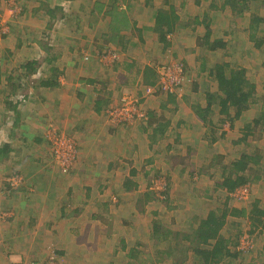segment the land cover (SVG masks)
Returning <instances> with one entry per match:
<instances>
[{"label": "crops", "instance_id": "0c3cea01", "mask_svg": "<svg viewBox=\"0 0 264 264\" xmlns=\"http://www.w3.org/2000/svg\"><path fill=\"white\" fill-rule=\"evenodd\" d=\"M14 1L17 2V0ZM19 1H24L25 7L22 10L30 13L33 20L44 24L45 27L49 26L50 22L58 16L56 11H54V17L49 12L57 5L42 7L44 3L41 4L39 0L35 4H32L31 0ZM109 1H84L87 17L95 15L99 17L101 14L105 16V20L107 19L102 26L107 27L108 25L114 29L112 24L120 25L119 31L111 32V41L119 44V48H114L112 45L115 44L109 42L114 50V56L104 53V58L97 55L96 45H90L95 47L94 53L90 49H88L89 52L85 50L88 37L91 38L96 34L95 32L92 35L88 28L96 26L90 24L78 27L84 38L74 39L77 48V52H73L74 56L76 53L75 59L72 54L62 55L58 50H56L58 53L52 55L47 52L45 55L26 59L25 57H30V55L24 56L17 50L19 46L23 49V45H26L25 38L17 29L16 21L12 20L13 18L8 21L9 25L15 23V27L13 33H10L9 47L0 48V103H5L7 99L8 103H13L10 98L6 97V92L8 94L13 92L15 95L17 92H25L22 94L27 96V100L18 105V109L22 106L24 108L20 117L19 115L12 117L10 122L12 126L9 128H5L8 124L7 118L0 116V264H10L11 260L39 261L41 258L44 259L45 249L42 247L51 242L55 244L56 253L62 264H139V262L154 264L160 260L157 255L160 254L161 249L168 256V263L163 264H171L173 258L171 257L172 252L169 251L171 243L174 248L179 247L182 257L184 255V259L175 264H183L185 261L204 264L202 257L198 256L194 250V246L198 243L194 242L193 233L199 227L201 219L208 217L213 210L201 215L193 231H186L187 233L182 235L181 229L175 228L171 238V235L167 234L169 230L166 231V236L153 234V227L157 225L158 211L150 209V203L154 200V196L155 200L159 201L157 197L159 195L155 181L148 180L147 177L154 176V173L158 171L164 172L163 168L156 165L159 155L168 157L171 169H175L176 164L174 163L177 159L182 160L186 163V168L192 170V174L199 173L197 174L201 178L202 186H204L203 180H206L203 174L209 173L210 167L217 168L221 165L220 176L217 179L211 176V179H216L217 189L223 187L227 189L226 186L221 185L224 177L230 174L229 172L233 175L242 174L243 172L238 171L237 164L246 160L248 168L245 174L249 178L247 183H254L257 194L255 202L250 204L251 209L243 207V215L238 214V216H246L248 229L253 227L257 228L256 231L259 229V232L261 230L264 233V205L262 209L257 202L258 199L260 204L264 201V190L260 191L261 184L264 187V173L253 175L258 172L257 160L259 158L260 165L264 166V152L258 149L260 143L257 137H253L259 125L262 126L260 132L264 130V115L261 114L262 117L258 119L255 116H246L249 115V111H252L251 107L257 106L263 98H258L257 103L239 116L236 114L235 107H231L228 113H223L220 104L217 103L211 116L202 120L194 108L196 105L206 106L207 89H202L204 100L199 102L186 100V95L182 96L177 88L176 94L172 97L166 94H155L157 86L148 87L149 85L144 82L143 71L148 65L157 64L154 63L155 60H152V56L158 53L160 48L165 54L174 45V42L167 38L170 44L165 47L155 33V10L160 5L156 2L139 5L135 4L137 0L118 2L113 0L110 1L111 8L108 9ZM165 1L161 0V2ZM36 8L41 9L36 10ZM103 13L109 14V19ZM126 23L127 25L124 26ZM36 27L37 25L32 26L33 33ZM53 27L48 28L49 32L63 41L68 26L64 25L62 29ZM106 27L103 28L107 29ZM176 30L171 35L176 33ZM106 33L103 30L101 34ZM12 36L14 39L20 38L18 44L14 41L15 44L11 45ZM69 40L72 41L71 38ZM92 43L98 44L93 39ZM135 43L140 44L142 51L144 47L146 48L147 51L143 52L146 54L145 58L141 57L142 53L139 50L130 47ZM53 46L48 47V50L54 49ZM195 50L192 48L191 52L183 54L191 58ZM201 58L199 57L200 61L191 65L190 69V73L196 76L197 81L199 76H206L205 73L198 71L202 64ZM19 59H22L21 62ZM171 59L175 60L173 58L169 60ZM24 60L26 62L38 60L41 66L39 70L28 71ZM14 62L17 64L16 67H14ZM226 62L230 61L226 60ZM175 63L177 61L171 62L172 65ZM78 64L83 67L78 68ZM213 65H210L207 60L209 68ZM130 69L132 72L130 71L129 77L128 70ZM247 75L253 80L256 77L250 73ZM208 80L203 81L206 86L210 85L212 78ZM44 81H50L51 86L44 85ZM127 82L134 86V92L139 95L143 94L144 98H140L141 110L145 112L147 118L145 122L147 124L142 123L143 126L141 124L131 129L134 145L133 143L128 145V133L121 132L119 127L108 126L102 116L106 107L116 103ZM195 87L196 89L190 88L186 92L197 93V86ZM209 90L217 91V86L210 87ZM261 108L264 110V100ZM258 113L257 111L255 115ZM164 123L167 124L164 131H156V127ZM240 123L242 125L238 127ZM51 128L73 133L80 143L79 161L68 174L62 173L52 158L54 157L53 149L48 138ZM2 130L4 133L1 132ZM84 130L89 131V134H85ZM102 132L105 133L104 140H101ZM229 140L237 145V151H240L239 148L244 145L241 143L247 142L248 144L250 141L253 151H246L244 153L248 154L246 158L245 155L240 154L228 163L226 161L228 153L222 150L221 146L229 147ZM6 145L8 149H2ZM135 149L138 152H135ZM115 157H118L124 165L116 166L112 161ZM125 166L130 168L129 171H126ZM18 170L23 173L27 185H32V188L26 185L23 191H18V195L11 194L9 197L5 193V186L1 185V178L5 175L4 172L7 174ZM139 171H143L142 177ZM166 179L168 183L165 185L163 195L175 201L176 204H183L186 201L184 194L182 196L177 192L175 195V191L171 190L174 182L172 183L169 177ZM177 181L184 189L180 191L185 193L187 182ZM179 182H175L176 185H179ZM247 183L238 185L236 188L243 187ZM202 195L209 198L212 196V191L204 186ZM19 197L21 199L17 201ZM185 204L187 205L188 202ZM251 210H254L253 214ZM231 211L227 212L223 209L221 212L219 207L214 210L218 217L227 213L226 224L220 230V235L226 242L231 239L230 230L236 226V222L234 223L236 215H232ZM252 215H254L253 220L250 219ZM42 221L45 223L41 225ZM253 222L256 226H253ZM259 225L261 227H258ZM19 227L25 228L30 238L20 242L18 236L13 237V232L20 230ZM115 239L118 241L114 242ZM178 239L183 240L184 243L180 244ZM145 240L148 241L147 244L149 243L147 249L143 246ZM215 241L216 238H212L209 244L202 243L200 247L210 248ZM28 243H30V249L23 250L21 245ZM108 247L115 248L112 253L118 256L117 261H107L104 258L93 259L98 258ZM228 247L232 253L215 264H225L227 259H232L240 253L236 250L235 242H228ZM174 248L173 250H178ZM255 248L254 253L248 256L249 262L246 261L244 264L257 263L261 256L259 264L263 262V236L256 238Z\"/></svg>", "mask_w": 264, "mask_h": 264}, {"label": "rangeland", "instance_id": "374dc122", "mask_svg": "<svg viewBox=\"0 0 264 264\" xmlns=\"http://www.w3.org/2000/svg\"><path fill=\"white\" fill-rule=\"evenodd\" d=\"M36 1L37 0H31L30 2H32V4H35ZM39 1H41V4L44 3V6L42 5V7H45V6H51L52 7V5H57V6H61V7L63 6V8H64L63 10H58V9L56 10V14L58 16L56 17V19H54L50 22L51 25L49 24V26L45 27L44 24H42L40 22L37 23V20H33L31 18V16L29 15L30 13H25L22 10V8L25 7L24 1L17 0V2H15L14 0H0V48L2 47L3 49L4 48L7 49L9 47L8 40L10 39V33H13V28L15 27V23L17 25V29H19L21 31L23 38H25V44H26V45H23L24 46L23 49H21V47L19 46L17 48V50L21 54L23 53L24 56L30 55V57H25L26 59H29V58L33 59V57L38 56V55H45V53L49 52L48 47H51L53 45H56L55 47L54 46L53 47L56 50L61 51L62 55H64L65 53H66V55H69V54L73 55V52H77L76 40H74V39H78L80 37H81V39L84 38L82 33L79 32L80 30L78 27L84 26V25L89 26L90 24H94L96 26L94 28H92L90 26L88 27L91 30L92 35L95 32H96V34H94V36H91V38H90V36L88 37V39H87L88 45L85 42V45H86L85 50L88 51V49H90V51L93 52V51H95V47L90 46V45L91 44L96 45L97 55L101 58H104L105 50H107L108 47H109V49L107 51L112 52V53H114L112 46H114V48H116V49L119 48V44L115 43L114 41H110L111 43L115 44L112 46H110L111 43L109 44V42H107L108 40L111 39V32H113L115 30L114 29L112 30V28L108 27V25H107V27H106V25L102 26L103 23L107 22V19L105 20L104 15L100 14L99 17L96 15L94 17H90V18H89V16L87 17L86 12H85V5H86L84 3L85 0H39ZM100 1H103V0H98V2H100ZM110 1H113V0H110ZM110 1L108 3V9L111 8V4H110L111 2ZM145 1L146 0H137L135 4L142 5V4H145ZM208 1L209 0H204V4L199 5V6H195L194 2L192 0H172V3L176 4V6L178 8L179 15L181 17L183 15L185 16L184 18L186 20H183V23H185V24L183 26H180V27L178 26L176 33H174L172 35L169 34V38L174 42L173 47H171L167 52H165V54H163L164 52H162L161 48H160L157 51L158 53H155L154 56H152L153 59L152 58L151 59L155 60L154 63H157L156 66L163 65V67H165V65L168 66L170 62L177 61V62L186 63L190 69H191V65H194L195 63H197V61L199 60V57L201 58L202 56L207 58L208 63L210 65H213L215 62H226V60H228L232 63V66L244 67V68H246L247 73H250V75L252 74V76L254 75V77L256 76L255 79L252 81H254L257 84V92L259 93L260 97L263 98V100H264V45L262 47H259V48L253 47V42L250 41V39H249L248 30H247L248 25L247 24L249 21L250 11H247L243 15L242 22L237 23L236 28L233 25V23L235 21L233 15H230V14H229V16L226 15L225 18L216 16V18L214 19L215 23H212V28L214 31L213 37L222 36L224 31L230 30L231 27H233L232 29H235V32L230 31V34L225 35L224 37L227 41H230L229 44L234 45V47L233 48L227 47L225 49H220L216 52H212V51L205 50V47H199L197 45L198 38H201L205 33V27L203 25H198V26L192 25V26H190L192 24V19L195 16H198L199 18L203 16L205 9L208 7ZM263 1L264 0H256L255 4L253 5V8H252V10H254L255 12H258L260 15H262V17H264V4L262 3ZM153 2H156L157 5L162 4L161 0H152V3ZM114 7L117 10V7L116 6H114ZM114 7H113V9H114ZM38 9H41V8H38ZM38 9L36 8V10H38ZM111 12H113V10H111ZM103 14H106V13H103ZM106 16L109 19V14H106ZM10 18H13L12 20L16 21L12 25H9V22H8ZM34 25H37V27L35 28L36 31L33 33L31 31V29H34V28H32V26H34ZM64 25L68 26V29L65 30V33H67V34L66 35L64 34L65 39H63V41H60L59 37L55 36L52 32H49V30H48V28L51 26H54L53 28L60 27V29H62L64 27ZM103 27H106L107 29H104ZM192 27H195V28H192ZM76 29H78V30H76ZM103 30L105 32H107L105 35L101 34L103 32ZM41 31L43 33H41ZM261 35L264 37V22H262L260 36ZM97 37H98V40H97ZM70 38L72 39V41L69 40ZM19 39L20 38L14 39V37L12 36L11 45L15 44L14 41H16V43L18 44ZM92 39L96 40L98 42V44L92 43ZM65 40H67V41H65ZM84 40H86V39H84ZM139 46H140V44L136 45V43H135V44H132L130 47L132 49L133 48L136 49L137 51L139 50L142 53L141 57L145 58L146 54H144L143 52L144 51L146 52L147 50L144 47V50L142 51ZM251 47H252V49H251ZM192 48H194L196 50L191 55V58H187L186 55L183 53L188 52V51L191 52ZM249 48L251 49L250 52H248ZM95 54H96V52H95ZM73 57H74V59L76 58V53H75V56L73 55ZM170 58H173L175 60H172V59L169 60ZM21 60L22 59H19V62H21ZM24 62H26V60H24ZM16 66H17V64L15 63L14 67H16ZM77 67L80 68L83 66H81V64H78ZM75 68H76V66H75ZM160 68H161V70L159 72L160 78L162 77V80L165 81V83L166 82L168 83L169 79L172 76H176L177 73L181 72V71H179L176 74L174 73L173 75H171V73H172L171 71L165 70L162 67H160ZM130 71H131V69L128 70L129 77H130L131 72H132V71L131 72ZM183 77H184L185 81L182 84L181 88H179V86L178 87L176 86V88L178 89V92L180 91L182 96L186 95V98H185L186 100L198 101V102L203 101L204 97H203L202 89H206L208 86L213 87L212 83H210L211 86L210 85L206 86L205 82L209 81L208 79H210V78L206 77L205 75L199 76L197 78L198 79V81H197V80H195L196 76L191 74L190 70H189L187 72V74L183 75ZM179 78L181 79V77H179ZM195 81H197V84H194ZM203 81H205V82H203ZM210 82H212V80H210ZM195 86H197V90H198L197 93H195V92L192 93L191 91L188 93L186 92L187 89H190V88L196 89ZM133 89H135L134 86L127 82V85L122 90L121 95L117 99L118 102L116 101V103H120L121 97L124 95L131 96V97L136 96L139 98H144V97H142L143 94L139 95L138 93L134 92ZM22 93H25V92H21V94L18 95V97L16 99H22L24 96ZM5 94L7 95L8 93L6 92ZM163 94L164 93H161V95H163ZM16 99L10 98L11 102H13V103H15ZM263 100H261V102L258 103L257 106L251 107L252 111H249V115H246V116H249V117L255 116L257 119L262 117L261 114L264 115V110L262 109L263 107L261 108V105H263ZM6 102H8V99L6 100ZM140 102H139V108L141 110L142 104ZM23 108L24 107L22 106L19 108V110L22 111ZM0 109L6 110L7 113H5V112H3V113H5L6 115L9 116L8 117V124H7V126H5V128L7 129L10 126H12L10 122L12 121L11 119L13 117V112L9 109L7 110L4 102L0 103ZM141 111H143V110H141ZM257 111L259 113L257 115H255V113H257ZM102 116L106 120V122H107L106 124H108V126L119 127V130L120 131L122 130L121 132H123L125 134L128 133V137H127L128 145L134 142V138H132V136H131L132 132H133L131 129L136 128L137 126H140L142 123H144L147 120V118H145V117H142L141 119L135 118V119H132L130 121H126V123H121L119 125H115L117 123L116 121H113L111 119L109 120L105 114H103ZM215 118H216V116H215ZM239 125H242V123L238 124V127H239ZM142 126H143V124H142ZM261 127H262L261 125H259L257 127L256 135H254L253 137H257V141H259V143H260V146L258 147V149H261V151L264 152V130L262 132H260ZM126 130L128 132H126ZM1 132L4 133L3 130ZM7 132H8V130H7ZM57 132H61L60 133L61 136H64L65 139L64 138H61V139L55 138L54 140L50 139V135L57 133ZM84 133L89 134V131L84 130ZM234 133L236 134V132H234ZM104 135H105V133L102 132L101 137H103V138L100 137L101 140H104ZM260 136H263V137H260ZM66 137L67 138L69 137L71 140H74L76 142V144H74L72 142L68 143L67 142L68 139H66ZM73 137H74L73 133L58 131L56 128H51L49 135H48L52 149H56V148L60 149L62 147H65V148H70L72 150L74 155H65V158H64L65 161H68L70 158H72L74 156L72 168H74L77 165V163L79 161V155H80V149H79L80 143H78V141H77L78 138L76 139V137H74L75 138L74 139ZM117 143L119 144V141H117ZM228 144H229V147H226L223 145L221 146V149L223 148L222 150H225L228 153V155L226 157V161L228 163H231V160L234 157L236 158L240 154L245 155L244 153L246 151H253V147L251 146L250 141L248 144H247V142L241 143L244 145L239 148L240 151H237V149H236L237 145H234L231 142V140L228 141ZM132 145H134V143ZM249 145H250V148H249ZM216 151H218V150H216ZM120 152H121V150H120ZM135 152H138V150L135 149ZM247 155H245V158ZM112 161H114V163L118 167H121L124 165V164H121L122 161H120V159L118 157H115L114 160H112ZM169 161L170 160L168 159V157L166 155L157 156L156 165H157V167L159 166V167L163 168L164 170H162V171H164V172L158 171V172L154 173V176L147 177L148 180L152 179L153 181H155L154 184L156 186V191L158 192V195H159V196H157L159 198V201L155 200V196H154V200H152V203H150V205H151L150 209H155L156 211H158V214H157L158 220L156 221L157 225L153 227V234L154 235L158 234L161 236H166L165 233H166V231L169 230L167 232V234L171 235L170 236V238H171L175 228L181 229L180 233H182V235H183V233H187L186 231H193L194 225H197L199 223L201 215L202 216L205 215L210 210L214 211L219 207L221 212L223 211V209H225L227 212L229 210H233V209L235 211H238V212H243V210H244L243 207H245L246 209L249 210V209H251L250 204L251 203L253 204V202H255V199H256L255 195L257 194V189L255 188V185L253 182H249L246 185H244L243 187H238L232 191L225 189L224 187L218 188V189L216 188L215 181H216L217 177L220 176V173L222 171L221 165H219L217 168H213V167L211 168L210 167L209 168L210 172L209 173L205 172L203 174V176L206 178L205 181L203 180V185L208 187V189L210 191H212V196L207 198L209 196V194H208V196L202 195L204 193V186H202V184H201V178L198 175L199 174L198 172L192 174V170L189 168H186V163L182 162V160H180V159H177L175 161V163H174V164H176L175 169H173V168L171 169V165H170ZM55 163L59 167L58 161H56ZM129 165H130V163H129ZM72 168L70 169V171L72 170ZM129 169H130L129 167H126V171H129ZM257 169H258L257 174H253V175H258V174L263 175L264 166H261L260 164H258ZM70 171H69V173H70ZM229 173H231V172H229ZM4 174L5 175L1 178V182H2L1 185L5 186L4 187L5 191H6L5 193L8 194L9 197L11 196V194L12 195H15V194L18 195V191L24 190V186H26L27 183H26L25 176L23 175L22 172H20V170L14 171V173H7V174H6V172H4ZM139 175L142 177L143 171H139ZM228 175H230V174H228ZM211 176H214L216 179L215 178L211 179ZM166 177L167 178L169 177V179H172V183L174 182L171 190L175 191V195L177 194V192L180 193L182 196L184 194V197L186 198L185 202H188L187 205L185 204V202H183V204H180V203L176 204L175 201L167 199L166 196L163 195V191L165 190V185H167V183H168ZM177 180L187 182V188L185 189V193L180 191V190H184V189L180 186V182ZM175 182L176 183L179 182V185H176ZM261 185L262 186H261L260 191L264 190L263 184H261ZM27 186H29V185H27ZM29 187L32 188V185ZM167 197H168V195H167ZM20 199L21 198L19 197L17 199V201ZM260 199L262 200V198H260ZM192 202H193V204H192ZM257 202L259 203V207L262 208L264 205V201H261V204H260V200L258 199ZM34 208L37 209V207H34ZM36 212H38V211H36ZM35 213H33V214H35ZM31 218L33 219V216H31ZM235 218H234L235 219L234 223L236 222L237 225L233 229L230 230V236H231V241L236 242V236L241 234L239 236L240 237L242 236V239L239 242L238 247H236V250L240 251V253H239L240 255L238 254V256L233 257L232 259H227L225 264H244V263H246V261L249 262V259H248L249 254L254 253L253 251L256 249L255 248L256 238L259 239V236L264 237V233L261 232V230H260V232H259V229L256 231L257 228L254 229L253 227L248 229V227H247L248 219H246V216L236 215ZM261 221H263V220H261ZM40 223L42 225L43 223H45V221H42ZM258 227H261V226L259 225ZM19 228H20V230L13 232L14 233L13 235L11 234L13 237L18 236L20 242H23L26 239L30 238L28 236L29 233L25 228H21V227H19ZM251 230H253V232H251ZM241 232H243V233H241ZM0 233H1V230H0ZM26 235H27V237H25ZM149 239L151 240L152 238L150 237ZM116 241H118V240L115 239L114 242H116ZM177 241H180V244L184 243V241L181 239H178ZM147 242L148 241H146V240L143 242L144 243L143 246L146 249L149 246V243L147 244ZM248 244H249V248H246V246ZM21 246L23 247L22 249L24 250L25 248L30 247V243H28L27 245H21ZM171 248L169 249V251L172 252L171 257H173L171 264H175V262H178V261L184 259V255L182 257V254L179 252L180 249L178 246L176 248H174L173 243H171ZM173 248L178 249V250H173ZM181 248H182V246H181ZM42 249H45V258L44 259L41 258L39 260V262H41V263L45 262V260L49 257V255L52 251L56 252V250H57L55 244H53L52 242L46 244L44 247H42ZM114 249H111L110 247H108L99 255L98 258H93V259L104 258L107 261L108 260L109 261L110 260L111 261H114V260L117 261L118 256H116L112 253V251ZM262 250L264 251V248ZM183 252H185V251H183ZM263 255H264V253H263ZM57 256H58V254H57ZM157 256L160 260H158L157 263H154V264L168 263L167 262V259H168L167 253L164 254L162 249L160 251V254L158 253ZM261 257L258 259L257 263L250 262L249 264H259L260 260L262 259ZM14 261L29 262L27 260L20 259V260H13V261L11 260L10 264H11V262H14ZM147 261H149V260H147ZM194 263L193 262L191 263V261H189V262L185 261L183 264H194ZM57 264H62L59 256H58ZM139 264H141V263L139 262ZM151 264H153V263H151ZM260 264H264V260Z\"/></svg>", "mask_w": 264, "mask_h": 264}, {"label": "trees", "instance_id": "16d2710c", "mask_svg": "<svg viewBox=\"0 0 264 264\" xmlns=\"http://www.w3.org/2000/svg\"><path fill=\"white\" fill-rule=\"evenodd\" d=\"M115 1H122V0H115ZM194 2L195 6H199L204 4V0H192ZM256 0H209L208 1V7L205 9L203 16L198 17L195 16L192 19V24L190 26H198L203 25L205 27V33L201 38H198L197 45L199 47H205V50L216 52L220 49H225L227 47L233 48L234 45H230V41H227L225 39V35L230 34V31L235 32V29L226 30L223 32L222 36L213 37L214 31L212 28V23H215L214 19L216 16L224 17L226 15L229 16L233 15L235 21L233 25L237 26V23L242 22L243 15L250 11L249 21H248V35L250 41L253 42V47H262L264 45V37L261 34V27L262 22H264V17L260 15L258 12H255L252 10L253 5L255 4ZM151 4L152 0H146L145 4ZM264 4V1L262 2ZM167 4V6H166ZM63 10L64 8L61 6H57L55 9H50L49 12H51V16H55L54 11L56 10ZM156 12V28L155 33L159 37V40L164 43L165 47H167L170 42L167 40L169 38V34L172 32H175L176 29H178V26H183L185 23H183V20H186L184 15L181 17L178 13V8L176 4L172 3V0H166L165 2H162V4L157 7L155 10ZM64 16V15H63ZM124 24V26H126ZM114 26V30L121 29L119 26ZM195 28V27H192ZM113 30V29H112ZM108 40L107 42H110ZM109 47L107 48V50ZM252 49V47H251ZM251 49H248V52L251 51ZM107 50H105V54L109 53ZM49 53L55 54L56 49L52 48V50L49 51ZM61 53V51H60ZM55 57V56H53ZM202 64L199 68V73H205L207 77L212 78L211 82L215 87L217 86V91H211L209 90V86L206 88L207 91L205 93V99H206V106L202 107L201 105L195 106V111L197 115L202 119H207L208 116H211L213 112L214 106L219 103L221 106V111L223 113H228L229 109L231 107L236 108V114L239 116L243 111L247 110L252 106L254 103H257L258 98H261L259 93L257 92V84L252 81L253 79L249 78L247 75V70L244 67H236L232 66L231 62H216L212 67L207 66V60L206 58H201ZM52 58L50 57V61ZM47 63H49L47 61ZM181 66L182 74L185 75L190 70L188 65L184 62H177ZM41 66V63L38 60H29L25 63V67L28 69V71H36L39 70ZM155 66V67H154ZM148 65L145 67L143 73H144V82L152 88L157 86L155 88V94L161 95V93H164L168 95V97H172L176 94L175 91H171L169 87L161 85L162 88H160V67L163 65L156 66ZM53 71V69H52ZM208 71V72H207ZM44 85L51 86L50 81H44ZM194 84H197V81H195ZM211 85V84H210ZM212 85V86H213ZM213 86V87H214ZM181 88V87H179ZM20 92L15 93L11 92L6 95L7 98H17L18 95H20ZM5 100V99H4ZM27 100V96H23L22 99H16L15 103H8L5 102L7 110H11L13 112V116L16 117L17 115L21 114V111L18 109V105L21 103H24ZM11 101V100H10ZM0 109V116H3L7 118L8 115L6 110ZM5 112V113H3ZM12 120V119H11ZM146 122V121H145ZM144 122V123H145ZM147 124V123H145ZM167 127V124H159L156 127V131H164V128ZM60 134L61 132H57ZM7 150L8 145H6L4 148ZM1 149V150H2ZM54 156V155H53ZM54 162H56L55 157H52ZM260 158L257 160V163L260 164ZM72 168V167H71ZM70 168V169H71ZM238 171L243 172L242 174L236 173L230 175H226L224 177V180L221 182L222 186H226L228 190L232 191L236 188L238 185H243L245 182L249 180L248 176L245 174L248 164L247 161H240L237 164ZM60 171L64 174H68V172H63L62 169L59 167ZM71 172V171H70ZM164 193V191H163ZM255 207V206H254ZM257 207V206H256ZM255 207V208H256ZM254 210H251V213L253 214ZM258 213V211H257ZM232 215H238L243 214V212L235 211L234 209L231 211ZM226 216L227 213H223L222 216L218 217L216 213L211 212L208 217L201 219L199 223V227L194 231L193 238L194 242H197L198 244L194 246V250L196 251L197 255L202 257L204 264L208 263H218L221 259L224 257L230 255L232 252L229 250L228 242H232L231 239L227 242L225 239H223V236L220 235V230L222 227L226 224ZM251 220L254 219V215L250 217ZM237 225V223H236ZM253 226H256L253 222ZM243 233V232H241ZM223 235V234H222ZM241 235V234H239ZM239 235L236 236V242L235 247H238L239 242L241 241L242 236ZM212 238H216V241L210 248H204L200 247V245L203 244H209V240ZM240 252V251H238ZM234 254V253H233Z\"/></svg>", "mask_w": 264, "mask_h": 264}, {"label": "built area", "instance_id": "2783aa9c", "mask_svg": "<svg viewBox=\"0 0 264 264\" xmlns=\"http://www.w3.org/2000/svg\"><path fill=\"white\" fill-rule=\"evenodd\" d=\"M109 54L114 56L112 52H109ZM162 68L165 70L171 71L172 72L171 75H173L174 73L176 74L177 72L181 71L177 73L176 76H172L169 79L168 83L166 82L167 84L165 83V81L162 80V77H161L160 83L161 85L163 84L164 88L169 87L171 91H175L176 86L177 87L182 86L185 79L183 77L182 69L179 63H175L173 66L165 65V67L162 66ZM179 77H181V79ZM160 88H162V86H160ZM139 100L140 98L136 96L135 97L126 96V95L122 96L120 103L118 105L109 107L106 110L108 119L116 121L117 123H126V121H130L135 118H139V119H141L142 117L146 118L145 112L141 111L139 108V102H140ZM55 138L61 139V138H64V136H61V134H57V133L50 135V139L54 140ZM66 139H68L67 141L68 143L72 142L76 144V142L74 140H71L69 137L68 138L66 137ZM53 155L56 161H58L59 163L58 165L62 169V171L68 172L73 165L74 156L70 158L68 161H65L64 158H65V155H74L72 150L70 148H65V147H62L60 149L56 148V149H53ZM246 248H249V244L246 246ZM57 262H58V256L55 251H52L49 257L43 263L39 261H29V262L14 261V262H11V264H57Z\"/></svg>", "mask_w": 264, "mask_h": 264}, {"label": "clouds", "instance_id": "9594fccd", "mask_svg": "<svg viewBox=\"0 0 264 264\" xmlns=\"http://www.w3.org/2000/svg\"><path fill=\"white\" fill-rule=\"evenodd\" d=\"M174 65V64H173ZM172 64H171V62L169 63V66H173ZM119 103H115V104H113V105H111V106H108V107H106L104 110H103V114H105L106 115V117H107V113H106V110L109 108V107H112V106H116V105H118ZM108 118V117H107ZM119 124H121V123H116L115 125H119Z\"/></svg>", "mask_w": 264, "mask_h": 264}]
</instances>
